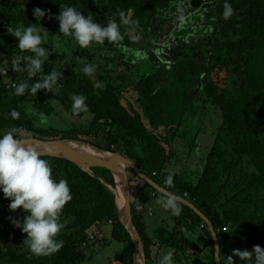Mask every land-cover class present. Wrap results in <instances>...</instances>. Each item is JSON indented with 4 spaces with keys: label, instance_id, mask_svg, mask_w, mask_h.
<instances>
[{
    "label": "trees",
    "instance_id": "16d2710c",
    "mask_svg": "<svg viewBox=\"0 0 264 264\" xmlns=\"http://www.w3.org/2000/svg\"><path fill=\"white\" fill-rule=\"evenodd\" d=\"M197 1L0 0V63L8 71L6 76L0 75V134L20 127L36 141L91 144L127 159L167 194L179 195L191 204L204 218L182 203L180 216L164 209L172 227L158 225L150 236L144 210L163 208L157 200L165 194L133 169H126L130 186L138 181L144 191H150L147 203L140 208L135 201L131 202L132 224L143 244L146 264H158L160 260L153 257L154 247L160 252L172 251L174 259L183 258L185 264H216L208 224L216 233L220 264H228V257L233 264H254L252 258H240L234 253H252L255 246L264 249V171L249 172L247 166L253 163L264 169V84L256 71V55L264 47V0H227L234 9L228 20L223 17L226 0H200L199 4ZM182 2L197 4L199 13L193 22L198 31L192 27L191 33H176L177 47L168 49L166 60L161 61L152 46L159 39L165 16L176 14ZM61 4L77 7L85 16L93 15L105 27L109 20H115L121 25L122 43L129 52L125 54L118 45L107 41L82 49L71 39L76 50L64 60H55L51 48L54 39L63 36L54 17L60 14ZM36 8L53 19L45 16L37 21L33 15ZM121 11L125 18L138 22L135 31L122 24ZM17 23L39 24L48 33L50 39L42 45L50 53L43 65L44 74L52 70L63 73L61 87L55 92L42 89L36 96L13 94L11 84L26 80L27 73H17L11 63L22 55H31L22 53L18 40L8 34V26ZM137 50L147 54V59L140 61L145 68L124 60ZM107 57L110 61L103 62ZM85 64L97 67L94 78L82 72ZM214 70L226 74L223 85L214 81ZM97 83L104 87H95ZM124 92L137 95L141 113L123 103ZM75 94L87 98L88 112L72 114L71 96ZM161 95L167 98L166 111L168 106H174L172 114L158 108L156 100ZM51 101L81 124L66 129L38 127L28 110L51 118L55 111ZM198 103L210 105L221 121L214 133V146L195 182L175 173L173 184L168 185L165 181L173 172L168 167L173 146L191 106ZM13 109L20 112L19 120L12 119ZM43 158L50 161L54 177L67 179L72 190L73 200L61 216L65 228L58 237L64 241V247L46 257L31 253L24 242L26 234L9 222V217L22 221L26 213L22 209L11 212V201L0 192V264H85L90 260L87 250L106 239V227L111 229V241L124 245L123 251L107 264H137L132 238L120 221L115 196L107 187L115 188L111 173L104 168L87 172L71 161ZM18 213L22 216L15 217Z\"/></svg>",
    "mask_w": 264,
    "mask_h": 264
},
{
    "label": "clouds",
    "instance_id": "9594fccd",
    "mask_svg": "<svg viewBox=\"0 0 264 264\" xmlns=\"http://www.w3.org/2000/svg\"><path fill=\"white\" fill-rule=\"evenodd\" d=\"M33 15L37 21L43 20L45 16L53 19L46 11L36 8ZM234 15V9L227 3L224 4L223 17L225 20ZM59 22V33L63 37L72 39L80 48L88 49L95 45L109 44L118 45L120 51L127 54L129 49L123 45L124 36L121 25L115 20H109L107 26L97 23L93 15H83L77 7L61 4L60 14L54 17ZM120 20L130 31L138 28V22L125 18V13L120 12ZM8 34L18 40V49L22 55L11 63L12 69L17 73H27V79L14 83V95L24 96L30 94L36 96L38 91L47 90L55 92L61 87L59 81L63 73L52 70L44 74L43 65L48 62L50 53L42 45L46 42L48 33L39 24L25 26L22 23L8 26ZM62 48V44H57ZM133 64L147 59V54L135 51ZM24 64L25 66H21ZM7 70L0 63V75L6 76ZM85 76L94 78L97 67L93 64H85L82 68ZM40 74L35 83L29 84ZM103 88L100 83L95 85ZM84 95L75 94L71 96L73 115H79L89 111ZM36 115L32 109L28 110ZM12 119L19 120L20 112L13 109L10 113ZM40 123L44 121L41 119ZM46 150L37 146L36 141L25 134V129L14 127L0 134V192L5 199L10 200L9 210L15 213L22 209L26 216L21 221L9 217V222L14 228L21 229L27 238L31 253L37 256H50L58 253L64 247V241L59 235L65 228L61 220L63 210L73 200L72 190L67 179L57 180L53 175V168L48 159L43 158ZM175 172L166 177V184H173ZM163 209L170 211L174 216L182 214V199L179 195L165 194L157 200ZM234 255L240 258H252L254 264H264V249L255 246L252 253L236 250ZM228 264H233L232 258L228 257ZM158 264H176L174 253L167 251L162 255Z\"/></svg>",
    "mask_w": 264,
    "mask_h": 264
},
{
    "label": "rangeland",
    "instance_id": "374dc122",
    "mask_svg": "<svg viewBox=\"0 0 264 264\" xmlns=\"http://www.w3.org/2000/svg\"><path fill=\"white\" fill-rule=\"evenodd\" d=\"M200 3V0L197 1V4ZM196 3L190 2H182L180 5L179 11L170 16H165L166 21L161 24V30L159 33V39L155 45L152 46L153 51L156 52L159 60H166L165 56L168 53V49L176 48L178 45V39L176 33L181 30H185L188 33H191L192 27L198 31L197 25L193 22V18L197 16V12L199 9L196 7ZM190 37V36H189ZM180 38H184V36H180ZM188 36L184 39H187ZM50 38L47 37L46 42H48ZM45 42V43H46ZM57 44H62V48H57ZM76 46L74 42L67 37H59L55 38L53 42L52 56L55 60H64L67 56L72 55V53L76 50ZM135 57L133 54H128L124 57L126 64L139 65L144 67V65L138 61L136 64L132 63V60ZM110 61V58L103 62ZM256 64H257V76L261 83L264 84V47L259 50L256 55ZM145 68V67H144ZM214 76V81L217 84L223 85L224 79H226V74L224 72H220L214 70L211 74ZM127 81L129 80V76L126 77ZM13 87V84H11ZM162 94V93H161ZM123 103L125 105H132L135 109L141 110L138 108L136 104L137 95L135 93H123ZM167 102V98L165 96L158 97L156 100V104L161 111H166L165 105ZM52 104L55 102L51 101ZM54 115L51 118H47L46 116L41 115H33V118L37 122L36 125L42 128H56V129H66L71 125H80V121H74L71 119L65 112H63L56 104H54ZM175 111L174 106H168L166 113L172 114ZM165 113V114H166ZM162 115L160 116L162 118ZM43 120L44 123L41 124L40 120ZM220 119L217 115V112L210 106L204 103H198L191 106L190 114L184 120V123L180 129V134L175 144L173 146V156L168 165L169 170L182 174L188 181L195 182L198 175L201 173L205 166L206 157L210 152L212 146H214V138L217 127L220 124ZM147 124V121L145 120ZM1 126V123H0ZM249 172H260L264 171L263 168L259 167L256 164L249 163L248 165ZM130 185V184H129ZM131 202L136 203V206L140 208V206L147 203L150 191L145 190L143 184L138 181H133L131 186ZM144 210V209H142ZM147 219H163L159 223L152 222L149 225L148 233L150 236H153L152 230L158 229L156 226L163 225L166 228L170 229L172 227V223L169 219H171L165 212V210L161 207L157 209L154 207H147L144 210ZM21 214H16L15 217H20ZM6 221V219H5ZM161 228V227H159ZM111 229L109 227L105 228L106 239L99 244L94 245L91 250H87V255L90 258L85 264H107L110 260L114 258L116 254H119L123 251L124 245L122 243H118L116 241H111L110 238ZM109 244H105L109 242ZM167 251L162 250L158 251L157 247L153 249V257L158 256L162 257ZM176 264H185L183 258L176 259Z\"/></svg>",
    "mask_w": 264,
    "mask_h": 264
},
{
    "label": "water",
    "instance_id": "95a60500",
    "mask_svg": "<svg viewBox=\"0 0 264 264\" xmlns=\"http://www.w3.org/2000/svg\"><path fill=\"white\" fill-rule=\"evenodd\" d=\"M63 141H68V142L72 143L73 150L68 152V153H62L60 151H56V150L51 149V150L46 151L47 154L44 157L64 159L67 161H71V162L75 163L77 166H79V164L73 160L75 158H78V160L81 163H86L88 165L87 168L89 171L93 168H104L111 173L113 180L115 182V187L119 188L123 192L121 195V199L123 197L122 209L117 208L120 221L125 226L126 230L129 232V234L132 238V241H133V244L135 246L136 253H137V264H146V258H145V253H144V249H143V244H142L139 236L137 235V233L133 227V224H132L131 189H130V185H129V182H128V179L126 176V169H128V168L133 169L140 178L145 180L149 185H151L158 192L163 193V194H167V192L164 189L155 185L151 180L146 178L139 171V169L135 165H133L130 161H128L127 159H125L119 155H116L114 153H110L108 151L102 150V149L95 147L91 144H88L85 142H80V141L74 142V141H69V140L53 141V142L36 141V143L39 147L41 146V147H49L50 148L52 143L63 142ZM85 148H87L90 153L84 152L83 150ZM92 159L97 160L100 165L96 166L95 164H93L91 162ZM116 160H119L123 164V166H125L123 171L120 170V168L118 169V168L114 167V163L116 162ZM87 161L89 163H87ZM182 203L189 206L191 209L194 210V212H196L197 214L200 215V213L191 204L187 203L183 199H182ZM201 217L204 218L203 216H201ZM123 220H127L128 223L126 224ZM208 226H209V229H210V232H211L212 238L214 240V244H215V261H216V264H220V262H219V245H218V242L216 239V233L214 232L211 224H208Z\"/></svg>",
    "mask_w": 264,
    "mask_h": 264
},
{
    "label": "bare ground",
    "instance_id": "6f19581e",
    "mask_svg": "<svg viewBox=\"0 0 264 264\" xmlns=\"http://www.w3.org/2000/svg\"><path fill=\"white\" fill-rule=\"evenodd\" d=\"M38 146V145H37ZM73 145H72V143H70V142H68V141H63V142H57V143H52L51 144V147L49 148V147H41L42 149H45L46 151L47 150H51V149H53V150H56V151H60V152H62V153H68V152H70V151H72L73 150V147H72ZM39 147V146H38ZM84 152H87V153H90L89 152V150L87 149V148H85L84 150H83ZM88 156V155H87ZM91 157V156H90ZM89 157V158H90ZM75 162H77L78 164H79V166L82 168V169H84L85 171H89L88 170V168H87V164L86 163H81L79 160H78V158H75V159H73ZM91 162L93 163V164H95L96 166H99L100 164H99V162L97 161V160H94V159H92L91 160ZM87 163H89L88 161H87ZM114 167L115 168H120V170H122L123 171V169H124V167L125 166H123V164L119 161V160H116V162L114 163ZM98 170V169H97ZM106 182V181H105ZM106 186V185H105ZM108 187V189H109V191L115 196V198L117 199H115V201H116V206H117V208L118 209H122V202H123V197H122V199H121V195H122V191L119 189V188H117V187H115V188H112L111 186H107ZM126 224L128 223L127 222V220H123Z\"/></svg>",
    "mask_w": 264,
    "mask_h": 264
},
{
    "label": "crops",
    "instance_id": "0c3cea01",
    "mask_svg": "<svg viewBox=\"0 0 264 264\" xmlns=\"http://www.w3.org/2000/svg\"><path fill=\"white\" fill-rule=\"evenodd\" d=\"M163 219H152V221H151V219H145V223H146V225H148L149 226V223H152V222H155V223H159V222H161ZM149 230V229H148ZM91 258V257H90Z\"/></svg>",
    "mask_w": 264,
    "mask_h": 264
},
{
    "label": "built area",
    "instance_id": "2783aa9c",
    "mask_svg": "<svg viewBox=\"0 0 264 264\" xmlns=\"http://www.w3.org/2000/svg\"><path fill=\"white\" fill-rule=\"evenodd\" d=\"M13 88V87H12ZM224 231H226V229H224Z\"/></svg>",
    "mask_w": 264,
    "mask_h": 264
}]
</instances>
